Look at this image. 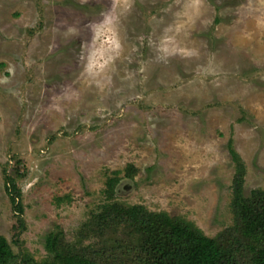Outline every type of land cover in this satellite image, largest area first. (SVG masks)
I'll use <instances>...</instances> for the list:
<instances>
[{
    "label": "rangeland",
    "instance_id": "rangeland-1",
    "mask_svg": "<svg viewBox=\"0 0 264 264\" xmlns=\"http://www.w3.org/2000/svg\"><path fill=\"white\" fill-rule=\"evenodd\" d=\"M230 144L244 194L264 189V0H0V235L15 252L42 263L50 232L96 245L80 230L110 177L115 200L216 236L234 224Z\"/></svg>",
    "mask_w": 264,
    "mask_h": 264
},
{
    "label": "trees",
    "instance_id": "trees-1",
    "mask_svg": "<svg viewBox=\"0 0 264 264\" xmlns=\"http://www.w3.org/2000/svg\"><path fill=\"white\" fill-rule=\"evenodd\" d=\"M229 151L236 165L234 224L214 237L183 217L115 200L120 178L110 177L103 190L106 201L80 230L82 239L98 236L96 245L69 242L61 232H50L45 240L49 258L38 263L26 253L15 252L8 239L0 235V264H264V189L244 194V165L231 144ZM129 168L127 176L133 178L135 170ZM6 181L23 227L20 190L12 176ZM119 230L126 237L117 236Z\"/></svg>",
    "mask_w": 264,
    "mask_h": 264
},
{
    "label": "water",
    "instance_id": "water-1",
    "mask_svg": "<svg viewBox=\"0 0 264 264\" xmlns=\"http://www.w3.org/2000/svg\"><path fill=\"white\" fill-rule=\"evenodd\" d=\"M117 191H118V192L120 191V186L117 187Z\"/></svg>",
    "mask_w": 264,
    "mask_h": 264
}]
</instances>
